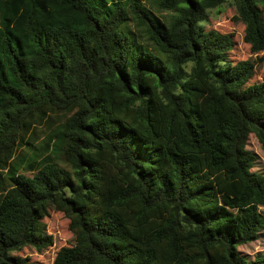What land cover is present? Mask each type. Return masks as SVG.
I'll return each mask as SVG.
<instances>
[{"label": "trees", "instance_id": "16d2710c", "mask_svg": "<svg viewBox=\"0 0 264 264\" xmlns=\"http://www.w3.org/2000/svg\"><path fill=\"white\" fill-rule=\"evenodd\" d=\"M234 10L255 59L207 29ZM264 0H0V264H264ZM225 173V206L198 164ZM31 172L32 175L22 173Z\"/></svg>", "mask_w": 264, "mask_h": 264}, {"label": "rangeland", "instance_id": "374dc122", "mask_svg": "<svg viewBox=\"0 0 264 264\" xmlns=\"http://www.w3.org/2000/svg\"><path fill=\"white\" fill-rule=\"evenodd\" d=\"M212 18L207 25V29H214L222 34L231 35L236 46L231 53V58L234 62L255 59L250 53L249 47L242 41L243 28L236 18L234 10L229 8H222L215 10ZM264 82V65L259 64L257 67L256 75L251 84H258ZM247 150L256 156V162L252 172L264 176V150L254 135H251L248 140ZM197 178L198 184L207 188L214 195L213 205L225 206L226 199L228 198V188L222 187L221 181L224 179L225 173H214L207 168L204 163L198 164ZM27 175H32L31 172L22 171ZM1 178V177H0ZM6 186L5 183L0 181V195L2 189ZM260 214L264 217V208L260 209ZM43 227L38 236L43 234L52 235L54 238V246L38 253L34 249L25 250L22 256L27 258L30 262L38 264H53L56 253L62 248L75 245V235L70 230L69 220L63 212L57 211L55 207H51L49 212L42 219ZM239 252L242 257L248 261H253L256 257H264V231L258 234L257 239L246 246L240 247Z\"/></svg>", "mask_w": 264, "mask_h": 264}]
</instances>
